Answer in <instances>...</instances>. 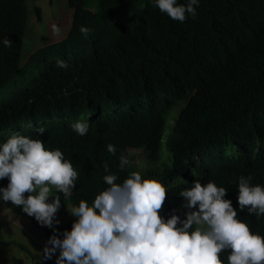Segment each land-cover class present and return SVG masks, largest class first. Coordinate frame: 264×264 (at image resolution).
I'll return each instance as SVG.
<instances>
[{
    "label": "trees",
    "instance_id": "trees-1",
    "mask_svg": "<svg viewBox=\"0 0 264 264\" xmlns=\"http://www.w3.org/2000/svg\"><path fill=\"white\" fill-rule=\"evenodd\" d=\"M64 2L69 17L57 25V38L43 37L27 50L30 30L40 25L39 4L0 0V144L19 133L61 150L78 173L66 198L75 206L81 199L91 205L107 187L105 164L118 183L133 171L160 181L167 189L159 213L165 220L173 214L183 220L193 210L182 207L179 193L194 180L213 181L226 188L238 219L264 236V215H250L237 202L239 177L264 186V0H199L195 18L184 22L161 13L155 0ZM81 26L91 30L87 36ZM6 38L11 47L4 46ZM58 60L68 67H57ZM134 99L132 109L106 115L101 126L79 115L108 100ZM141 114L148 117L145 123L136 117ZM76 119L89 122L86 135L69 132V121ZM38 127L45 129L42 135ZM133 148L144 150L139 162L128 151ZM121 155L129 160L123 170ZM7 184V178L0 180V187ZM0 206L25 215L41 230L31 228L34 238L46 243L53 235L63 239L73 224L43 226L21 207L3 200ZM2 232L0 262L10 243L42 264H54ZM228 254H221L225 264Z\"/></svg>",
    "mask_w": 264,
    "mask_h": 264
},
{
    "label": "clouds",
    "instance_id": "clouds-1",
    "mask_svg": "<svg viewBox=\"0 0 264 264\" xmlns=\"http://www.w3.org/2000/svg\"><path fill=\"white\" fill-rule=\"evenodd\" d=\"M198 4L199 0L183 4L178 0H155L159 11L175 22L195 18ZM52 28L59 34V27ZM79 30L84 36L91 31L84 26ZM3 44L11 47L12 41L6 38ZM57 67L66 69L68 65L58 60ZM151 99L149 95L147 103ZM110 101L89 106L79 115L101 126L106 115L115 116L119 109H132L137 103V99ZM136 117L141 123L148 118L144 114ZM88 130L87 120L69 121L73 135L84 136ZM36 132L42 135L45 129L38 127ZM107 151L115 155L116 147L109 144ZM128 164L127 157L121 155L120 169ZM104 170L108 173L103 177L107 187L91 205L81 199L71 208L76 219L71 230L64 231L63 239L56 235L49 238L51 247L44 252L50 258L59 249L56 264H225L221 254L226 251L227 264H264V236L253 233L246 222L238 219L232 202L225 199V187L194 180L179 196L185 201L182 207L196 210L186 212L183 220L175 214L165 220L159 213L167 189L160 181L133 171L118 183L107 164ZM5 178L8 184L0 187V200L21 207L41 225L52 227L60 208L56 193L69 197L78 173L61 150H50L39 139L14 133L0 144V180ZM251 179L239 177L237 202L240 210L247 208L248 214L260 217L264 215V186L251 184Z\"/></svg>",
    "mask_w": 264,
    "mask_h": 264
},
{
    "label": "rangeland",
    "instance_id": "rangeland-1",
    "mask_svg": "<svg viewBox=\"0 0 264 264\" xmlns=\"http://www.w3.org/2000/svg\"><path fill=\"white\" fill-rule=\"evenodd\" d=\"M36 3L40 6V18L38 21H36L38 22V24L40 23L39 27H42L44 30L45 27L47 28L41 35L37 33L39 27L31 29V35L29 37L30 42L28 41V44H26V47L28 49L25 48L24 45H22V52L23 49L30 50L35 46L40 45L42 43L43 37H46L47 40L56 39L57 34L53 32L52 26H57L59 23H66L69 17V9L66 6L64 0H36ZM49 21L52 22L48 24ZM128 151L129 153L133 154V159L137 162H139L141 157L144 155V150L142 148H133L129 149ZM56 195H59L60 197V208L55 214L53 225H62L67 220L74 222L76 218L71 215L70 210L75 205L70 204L62 193L57 192ZM51 201L52 197H49L48 202L50 203ZM0 226V229L3 231L2 235L7 239L19 240L24 243L28 247V249L30 248L32 252H37L41 256L48 257L45 254L44 249L51 246L46 242L39 241L34 238L31 233V228H33L34 226L30 224V221L25 215L13 214L10 211L4 210L3 207L0 206ZM37 229L39 228L36 227V230ZM24 235H27V237H25ZM4 248L7 249L8 255L2 256L0 264H42L39 259L30 258L29 253L18 250L16 246L10 243L5 244ZM58 256L59 250L57 249L56 253L48 258L52 263L56 264Z\"/></svg>",
    "mask_w": 264,
    "mask_h": 264
}]
</instances>
